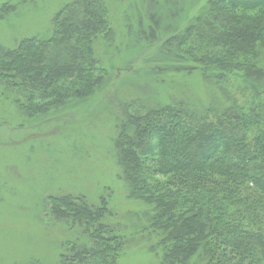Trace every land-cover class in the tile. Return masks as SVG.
I'll return each mask as SVG.
<instances>
[{
	"label": "trees",
	"instance_id": "1",
	"mask_svg": "<svg viewBox=\"0 0 264 264\" xmlns=\"http://www.w3.org/2000/svg\"><path fill=\"white\" fill-rule=\"evenodd\" d=\"M17 8L0 5V21ZM112 35L107 0H73L49 37L0 44V98L29 117L87 100L108 80L96 43ZM157 54L153 75L199 73L214 99L120 102L115 150L128 198L146 207L145 248L159 264H264V0H207ZM110 198L49 197L74 234L63 264H119L127 242Z\"/></svg>",
	"mask_w": 264,
	"mask_h": 264
},
{
	"label": "rangeland",
	"instance_id": "2",
	"mask_svg": "<svg viewBox=\"0 0 264 264\" xmlns=\"http://www.w3.org/2000/svg\"><path fill=\"white\" fill-rule=\"evenodd\" d=\"M72 1L0 0V5H18L0 21V44L13 47L25 37H49L55 14ZM107 2L114 39L100 38L96 43L97 55L109 72L102 88L87 100L34 117L12 99L0 98V264H63L64 242L74 234L51 216L49 203V197L62 193L83 194L95 204L110 194L111 222L123 229L127 242L119 264H159L145 248L149 235L141 230L139 211L146 207L128 198L127 183L121 178L114 143L120 102L138 97L152 101L156 93L166 99L189 92L198 100L214 99L199 73L159 76L151 70L162 41L199 15L207 0ZM152 14L159 22L154 37L149 35ZM214 96L221 97L217 92Z\"/></svg>",
	"mask_w": 264,
	"mask_h": 264
}]
</instances>
